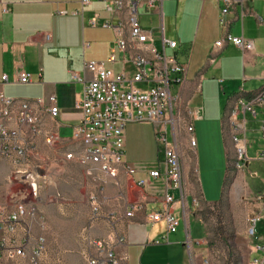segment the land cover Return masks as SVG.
<instances>
[{
    "label": "built area",
    "instance_id": "built-area-1",
    "mask_svg": "<svg viewBox=\"0 0 264 264\" xmlns=\"http://www.w3.org/2000/svg\"><path fill=\"white\" fill-rule=\"evenodd\" d=\"M166 1L172 0H81V14L93 2H104L111 19L100 24L96 13L89 25L93 28L102 26L113 29L116 42L109 58L102 62L84 61V70L91 74L86 80L84 96L78 107L82 111L80 123L74 127L72 139L81 146V156L67 153L69 161L77 163L86 170L105 172V180L115 179V185L124 189L126 184H133L134 194H126V218H134L137 213L145 212L154 193L148 191L152 181H160L164 192L160 203L147 214L150 225L163 224L165 233L161 240L152 244L161 245L169 240L171 234L178 232L181 219L175 213L178 200L174 191H180L184 197V174L182 166V147L185 140H193L197 146L194 119H201L203 111H191L183 105L180 88L187 82L189 64L180 59L179 43L168 41L162 30V41L158 46L154 31L142 26L139 10L155 9L161 17ZM215 2L221 10V22L229 29L226 16L239 6L245 7L247 0H201ZM117 19V23L113 22ZM235 43L243 53L253 52L254 44L243 37H234L226 33L215 44L217 50L226 44ZM84 43V49L89 48ZM190 59V53L186 54ZM216 53L210 57L215 64ZM110 65L111 67H107ZM74 79H85L74 75ZM3 81L8 82L4 76ZM21 84L31 83V76L22 73ZM223 81H221L222 83ZM4 109L0 111V164L9 162L12 167L10 182L16 189L0 205V260L9 264H41L45 253L46 239L40 236L31 245V224L38 218H31V211H38L43 187L48 183L45 168L36 163L41 159L38 139L44 137L45 145L53 148L64 140L58 131H45L42 115L38 107L41 101H16L2 96ZM52 106L49 112L57 118L60 110L55 106L56 97L49 99ZM241 101L240 105H243ZM264 106V89L245 106L243 114L258 117L257 107ZM11 124V125H9ZM130 124H153L155 137L163 150V159L151 168L145 169L148 177L137 179L142 171L140 166L131 165L126 160V128ZM187 138L184 140L183 135ZM244 124L233 125L234 142L238 145L239 170H244L248 158V143ZM261 136L264 141V121L261 124ZM170 138V139H169ZM82 146H90V154H82ZM264 158V152L260 155ZM124 176V177H123ZM95 180V179H94ZM30 189H38L36 205L23 204V197H29ZM92 207L96 217L100 213V202L92 196ZM263 200V199H262ZM264 202V201H263ZM264 213V205L256 215H249L248 234L257 239V225ZM107 220H112L106 218ZM113 224V222H111ZM42 227L45 224L42 222ZM187 243L193 245L189 227L186 229ZM125 242L124 234L116 228L106 237L90 238L88 249L84 253L87 264H119L121 257L116 247ZM253 254H260L249 260L248 264H264V246H254ZM203 264H209L204 260Z\"/></svg>",
    "mask_w": 264,
    "mask_h": 264
},
{
    "label": "crops",
    "instance_id": "crops-1",
    "mask_svg": "<svg viewBox=\"0 0 264 264\" xmlns=\"http://www.w3.org/2000/svg\"><path fill=\"white\" fill-rule=\"evenodd\" d=\"M80 1L0 0V111L4 109L2 96L16 101H41L42 104L38 110L41 112L45 131H58L64 140L56 146H65L68 153L73 151L74 156H81L80 144L72 139L74 127L82 119V111L78 104L84 96L86 80L91 78V74L84 70L82 56L84 43H87V39L92 33L106 34L109 39L111 37L109 45L112 44L114 38L113 29L102 26L93 28L89 25V20L96 13L99 14L100 24L110 20L111 14L106 10L109 16L103 17V14L99 12L90 11L94 2L91 6L86 7L84 13L81 14ZM180 2L185 6L187 3L194 5L191 14L192 24L196 25L199 22L198 36L192 48L190 49L187 44L183 43L178 50L180 59L189 64L188 80L179 92L183 105L191 111H203L201 119H194L196 132L195 123H205L206 120L203 119V106L199 105L193 108L192 104L198 95L203 99V82L207 83L210 77L218 76L219 79L214 77V80L218 81L221 90L225 91V88H228V94H231L223 117L220 119L225 140L230 141V133L232 139L234 138V124L245 123L247 126L246 117L248 114L244 115L243 110L246 105L252 102L251 96L264 88V0H247L244 8L239 6L234 12L227 15L228 30L221 22V10L217 3L211 2L213 6L215 5L216 11L214 16L208 18L204 9L207 2L203 3L201 0H180ZM201 4L202 8L200 9ZM212 21L215 24L216 42L229 33L234 37H243L251 41L254 44V51L243 53L232 43L226 44L221 50H217L215 45L204 46L199 43L201 29H206V25ZM113 22L117 23V19L113 18ZM187 53H190V59H187ZM213 53L217 55L215 64L210 62ZM109 54L111 52L108 51V58ZM24 72L30 74L31 83L21 84L19 82V76ZM74 75L85 79V81H77L74 79ZM4 76L8 77L7 83L3 81ZM221 81L223 82L221 83ZM52 96L56 97L54 105L60 110L56 119L49 112L52 106L49 99ZM241 101H243V105H240ZM257 111L258 117L254 119L251 116V118L262 124L264 106H258ZM0 124H6V122L0 120ZM133 125L135 124H130L128 127ZM38 142L41 150L47 151L48 155L56 152V149L45 145L43 136L39 137ZM185 142L187 143L185 147L189 146L193 149L190 140H185ZM246 142L248 143V140ZM263 152L264 144L262 150L257 154L259 160H264V158H260ZM192 153H195L194 149ZM82 154H85L84 146ZM126 160L128 162L127 146ZM249 160L244 171L251 174L253 182L260 177L261 173L259 170L251 168L253 160L250 158ZM8 164L9 162H4V165ZM137 166L142 168V171L136 176L137 179L147 178L148 175L144 172L146 167L143 164ZM182 166L185 183L184 197L180 191H174L179 202L175 207V213L181 219V225L177 233L169 236L167 242L158 246L152 244L154 240L163 238L165 227L163 224L150 225L147 219V214L162 200L164 187L160 181H152L148 187V191L156 196L150 198L145 212L137 213L134 218H126V211L121 210L110 214L108 218H112V220L105 219L110 228L109 233L113 228H116L125 237V242L116 247V251L121 257L119 264H198L201 252L205 250L203 246L205 234L202 241L199 242H196L191 234L193 245H188L186 229L187 227L190 229L191 218L200 221L195 218V211L199 203L191 188L190 168L183 159ZM237 168L239 169L238 165ZM195 169L202 199L208 204H214L205 200L196 165ZM99 172L101 173V171ZM131 186L133 187V184H127L125 187L129 190ZM250 191L256 197V202L253 205L255 211L250 213L252 216L258 214L264 205V191L259 193H255L251 189ZM129 194H134V190H129ZM190 199H192V203H190ZM261 220L264 221V213ZM162 225L163 227H161ZM262 233H264V225L259 230V235ZM35 241L31 236V245H34ZM256 245L264 246L263 236L253 240L249 260L260 255L253 254V247ZM202 261H204L203 257ZM0 264L9 263L0 260ZM22 264L29 263L25 260Z\"/></svg>",
    "mask_w": 264,
    "mask_h": 264
},
{
    "label": "rangeland",
    "instance_id": "rangeland-1",
    "mask_svg": "<svg viewBox=\"0 0 264 264\" xmlns=\"http://www.w3.org/2000/svg\"><path fill=\"white\" fill-rule=\"evenodd\" d=\"M214 6L211 2L205 4V15L208 18L214 16L216 11ZM193 8L192 3L185 6L180 0H173L164 3L162 17L155 9L147 7L139 10V13L142 26L154 31L158 46L162 41L163 28L168 41L178 42L179 45L185 43L191 49L199 32V22L196 25L192 24ZM106 10L107 5L98 2H94L90 8V11L99 12L103 17L109 16ZM206 26V29H201L199 43L204 46L215 45L217 41L215 24L212 21ZM113 34L111 45H109L111 37L109 39L106 34L89 35L87 44L90 46L83 50V60L102 62L108 59L107 53L112 51L116 42L114 31ZM214 77L219 79L218 76H213L209 82L204 81L203 99L198 95L192 104L193 108L203 106V119L206 120L205 123H195L197 138L195 153H192L193 149L189 146L185 147L187 144L185 141L182 147L183 161L190 168L191 188L199 203L195 218L202 222L191 218L190 231L196 242L202 241L205 234L203 245L205 250L201 252L198 264H203L202 257L209 264H248L253 244V239L248 234V217L255 211L253 205L256 202V197L251 194L250 189L255 193L264 191V160L257 157L264 144L261 124L255 122L248 114L247 134L242 136L248 140V154L253 160L251 168L261 173L260 177L252 182L249 172L237 168L239 162L237 147L231 133L230 141L225 140L223 135L220 119L231 94H228V88L222 91ZM125 133L129 164L136 166L143 164L146 169H151L162 161L163 150L156 141L153 124H135L128 127ZM183 137L184 140L187 138L185 134ZM64 147H53L56 152L51 155L40 148L41 159L36 162L45 168L48 176V183L43 187L40 196L36 216L38 219L31 224L33 240L40 236L46 239L41 264H87L84 253L88 249L90 238H102L109 233L110 228L105 219L111 213L126 211L125 193L129 194V190H134L132 186L129 190L125 186L122 189L110 179H107L106 183L101 182L105 180L103 172L91 171L89 177L84 168L66 158L68 150ZM229 153L230 169L224 188ZM4 162L0 164V205L16 191L10 182L12 167L10 164L4 165ZM195 165L200 187L207 202L220 201L224 188V196L220 203L208 204L202 199ZM92 196H97L100 202L98 217L93 212ZM42 222L45 228L42 227ZM263 225L264 221L261 220L257 226V238L264 237V233L259 235Z\"/></svg>",
    "mask_w": 264,
    "mask_h": 264
},
{
    "label": "bare ground",
    "instance_id": "bare-ground-1",
    "mask_svg": "<svg viewBox=\"0 0 264 264\" xmlns=\"http://www.w3.org/2000/svg\"><path fill=\"white\" fill-rule=\"evenodd\" d=\"M232 44L235 46V43H232ZM233 142H234V138H233ZM234 144L237 147V153H238V145L235 142H234ZM190 145L193 149H195L193 140H190ZM84 148H85V154H90V146H84ZM237 165L239 166V162L237 163ZM101 172H103V171H101ZM103 173L105 174V172H103ZM110 180L115 182V179H110ZM37 197H38V189H30L29 197H23V203H26L29 205H36ZM36 216H37V211H31V218H36Z\"/></svg>",
    "mask_w": 264,
    "mask_h": 264
},
{
    "label": "trees",
    "instance_id": "trees-1",
    "mask_svg": "<svg viewBox=\"0 0 264 264\" xmlns=\"http://www.w3.org/2000/svg\"><path fill=\"white\" fill-rule=\"evenodd\" d=\"M263 89H264V88H263ZM263 89H262V90H263ZM262 90H260V91H262ZM260 91H259V92H260ZM259 92H257L255 95H252L251 98H254ZM230 156H231V153L228 154V164H227V172H226V178H225L224 188H225V185H226V181H227L228 173H229V169H230V168H229ZM235 163H236V162H235ZM224 188H223L222 197H221L220 201H218V202H216V203H214V204L220 203V202L222 201L223 196H224ZM204 202H205V201H204Z\"/></svg>",
    "mask_w": 264,
    "mask_h": 264
}]
</instances>
